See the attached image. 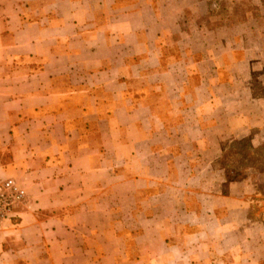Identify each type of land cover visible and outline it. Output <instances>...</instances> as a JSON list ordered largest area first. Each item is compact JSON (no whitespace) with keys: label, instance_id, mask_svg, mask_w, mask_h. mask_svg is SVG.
Here are the masks:
<instances>
[{"label":"crops","instance_id":"crops-1","mask_svg":"<svg viewBox=\"0 0 264 264\" xmlns=\"http://www.w3.org/2000/svg\"><path fill=\"white\" fill-rule=\"evenodd\" d=\"M207 1L0 0V264H264L214 167L264 104L214 93Z\"/></svg>","mask_w":264,"mask_h":264},{"label":"rangeland","instance_id":"rangeland-1","mask_svg":"<svg viewBox=\"0 0 264 264\" xmlns=\"http://www.w3.org/2000/svg\"><path fill=\"white\" fill-rule=\"evenodd\" d=\"M207 12L218 18L212 21L210 33L199 36L197 43L200 56L205 55L203 43L211 50L209 56L214 64L209 63L207 75L216 82L212 86L214 93L229 91L231 109L239 107L235 100L238 98H244L247 103L260 102L261 108L264 104V0H208ZM222 142L215 159L216 177L224 175L221 186L224 192L230 190V184L236 191H246L248 217L257 221L247 229V234L262 235L264 251V127L263 131L250 128L242 135L232 134ZM228 172L235 178L232 183L227 179Z\"/></svg>","mask_w":264,"mask_h":264},{"label":"built area","instance_id":"built-area-1","mask_svg":"<svg viewBox=\"0 0 264 264\" xmlns=\"http://www.w3.org/2000/svg\"><path fill=\"white\" fill-rule=\"evenodd\" d=\"M26 189L13 177L0 178V226L26 200Z\"/></svg>","mask_w":264,"mask_h":264},{"label":"trees","instance_id":"trees-1","mask_svg":"<svg viewBox=\"0 0 264 264\" xmlns=\"http://www.w3.org/2000/svg\"><path fill=\"white\" fill-rule=\"evenodd\" d=\"M256 148V147H255ZM222 152H224V148H222ZM231 174H229V172L227 173V179L228 181H230V183L234 182L235 181V178L234 177H230Z\"/></svg>","mask_w":264,"mask_h":264}]
</instances>
